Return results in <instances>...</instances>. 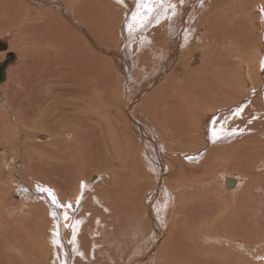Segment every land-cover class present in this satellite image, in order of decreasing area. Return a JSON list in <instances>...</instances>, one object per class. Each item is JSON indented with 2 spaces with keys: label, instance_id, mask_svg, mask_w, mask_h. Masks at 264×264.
Masks as SVG:
<instances>
[{
  "label": "bare ground",
  "instance_id": "1",
  "mask_svg": "<svg viewBox=\"0 0 264 264\" xmlns=\"http://www.w3.org/2000/svg\"><path fill=\"white\" fill-rule=\"evenodd\" d=\"M232 1L0 0V26H18L24 43L18 52L36 53L29 73L51 91L11 100L20 89L17 77L16 84L4 88L0 143L17 142L19 128L15 137L10 134L21 125L31 162L41 153L55 170L63 156L75 172L65 188L60 175L52 174L56 170L34 184L5 170L10 182L21 183L12 184L19 202L24 197L32 202V195L42 200L34 201L40 208L32 211L29 225L44 227L43 232L48 226L43 264H220L199 251L225 253L232 233L247 232L244 236L254 241L263 234L258 217L264 215V0ZM14 4L20 13H12ZM28 16L32 19L25 21ZM25 26L42 27L44 33L31 41L23 36ZM15 59L13 54L12 63ZM215 79L220 86L209 104L208 92L202 101L198 89L213 86ZM57 84L61 89H55ZM26 95L33 101L24 100ZM151 113L154 127L145 124ZM175 121L186 128L174 130ZM101 124L100 133L107 137L86 141L89 127ZM160 135L169 139L168 152ZM90 147L98 164L86 160ZM17 152L23 151L17 147ZM169 152L177 158L163 162ZM186 170L192 182L184 177L178 184ZM174 178L177 186L168 185ZM181 187L186 188L182 200L195 199L180 202L177 209L172 201L177 203L175 190ZM186 222L189 234L183 231ZM31 232L34 250L43 238ZM260 243L262 258L264 238ZM18 247L8 246L11 260L21 257ZM233 260L224 257L222 264Z\"/></svg>",
  "mask_w": 264,
  "mask_h": 264
},
{
  "label": "rangeland",
  "instance_id": "2",
  "mask_svg": "<svg viewBox=\"0 0 264 264\" xmlns=\"http://www.w3.org/2000/svg\"><path fill=\"white\" fill-rule=\"evenodd\" d=\"M235 1V0H234ZM234 1H232V3L234 2ZM47 6V5H46ZM46 8V7H45ZM45 8H42V9H45ZM8 9V8H7ZM14 9V10H13ZM12 9V13H20V10H19V8L17 7V6H15V4H14V8ZM10 11V9H8V12ZM3 12V11H2ZM27 19H32V17H30V16H28L27 18H25V21L27 20ZM45 22V21H44ZM17 26V25H16ZM6 29V30H5ZM48 29H49V27H48ZM22 32H23V36L24 37H26V38H28L29 40H31V41H35V40H38L37 39V35H39V34H42V33H44V30H43V28L41 27V28H38V27H35V28H31V27H28V26H25V27H22ZM5 36V38H3V40H1L0 41V44H4L5 45V50L4 51H0V63L4 60V58H5V55L7 54V53H9V52H12L14 55H15V61L12 63V64H10L9 65V67H8V71H6V79H4V81H2L1 83H0V94L2 95V96H4V94H5V91H4V88H6V86H8V85H10L11 84V82H13L14 83V79L16 78V80L17 81H15V82H17V84H18V87L20 88V89H18L17 88V90H18V92L17 93H13V94H11V96H10V98H11V100H18V98H20V97H22V94L24 95V94H26V93H28V95H29V93H34V92H40V91H43V92H45L44 90H43V88L41 87V86H39V84H38V82H37V79H34V77L35 76H38L37 74H35V73H29L30 71L29 70H31L32 71V69H33V66H32V63L36 60V58H35V56L33 55V54H36L35 52H30L29 54H27V55H22V54H20V52H18V49L20 48V47H22L23 45L22 44H24L23 42H22V40L20 39V29L18 28V26L17 27H14V28H8V27H3V26H0V39L2 38L1 36ZM23 39V38H22ZM21 44V45H20ZM13 46V47H12ZM19 47V48H18ZM103 47H106V46H103ZM112 47V46H111ZM14 48V49H13ZM113 48V47H112ZM16 49H17V51H16ZM21 55V57H19ZM23 57V58H22ZM26 57V58H25ZM36 57H37V55H36ZM41 57V56H40ZM22 59V60H21ZM34 60V61H33ZM33 61V62H32ZM22 62V63H21ZM26 62V63H25ZM30 64H29V63ZM24 63V64H23ZM15 65V66H14ZM23 65V66H22ZM34 66H35V64H34ZM53 67H54V65H53ZM18 69V70H17ZM15 71H18L17 73H15ZM12 72H13V74H12ZM23 72H25V75L26 76H24V74H23ZM23 74V76L25 77L24 79H23V76H21L22 74ZM21 74V75H20ZM16 75H18V76H16ZM32 76V77H31ZM18 77H20V78H18ZM10 78H12V79H10ZM22 78V79H21ZM28 78V79H27ZM19 79H21V80H19ZM20 81V82H19ZM23 82V83H22ZM214 82H215V84L213 85V86H211L210 84H206L205 86H200V88L198 89V98H201V100L202 101H205V98H204V96H205V94L208 92V96H210L209 97V100H208V102H209V104H211V99H212V95H213V92L216 90V88H218L220 85H219V82H218V80L217 79H215L214 80ZM12 83V84H13ZM22 83V84H21ZM30 83V84H29ZM5 84H7V85H5ZM14 84H16V83H14ZM28 84V85H27ZM37 85V86H36ZM58 85L59 84H57L56 85V88L55 89H57V90H59V89H61V87H58ZM34 86H36V87H34ZM62 86V85H61ZM15 87H17L16 85H15ZM34 87V88H33ZM58 87V88H57ZM29 89H30V92H29ZM33 89H34V91H33ZM23 90H25V92L23 93ZM39 90V91H38ZM45 90H47L46 88H45ZM33 91V92H32ZM45 93H47V92H45ZM50 93H51V91H50ZM50 93H47V94H50ZM28 95H26V96H24L23 98H24V100L26 99V100H29L28 98H30V100L31 101H33V98H31L30 96H28ZM29 103H30V101H29ZM25 107H27V105L25 106ZM151 115H152V113L150 114V116H146L145 115V118L147 119V122H145V124L147 123L148 125H150V127H154L153 126V122H155L156 120H154V118L153 117H151ZM57 116V115H56ZM55 118H58V117H55ZM152 119V120H151ZM156 119V118H155ZM1 122V121H0ZM157 122V121H156ZM155 122V123H156ZM61 123L63 124V121H61ZM182 124V123H181ZM148 125H144V127H147ZM180 126V124L178 123V122H176L175 121V128H174V130H177L178 129V127ZM0 127H3V126H0ZM19 128V130H18V136L19 137H16L17 138V142H14V140L13 141H11V146H10V139L8 138V143L9 144H5L6 143V141H2L1 143H0V181H1V186H0V190L1 189H5L6 191L5 192H3V194L0 192V234L2 235L1 237H0V264H7L8 263V261H10L9 262V264H19L18 263V260H20L21 262H23V264H37V262H36V260H40L39 258H41V260H40V264H43V257H42V255H43V251H44V247L43 246H41L42 245V243L44 242V234H46V231L48 230V226L46 225V231H42V230H45L44 229V227H42V228H40V226H38V228L37 227H33L32 226V224L31 225H29V222L33 219V215H31L32 214V211H38L39 210V206H36L35 204L36 203H38L39 202V200H41V198H39V196L38 195H32V197H30V198H32V202H29L28 200H29V198L28 197H24V198H28L27 200H25L24 198H21V199H23L24 201L22 202V200H21V202H19V197L17 196V194L16 193H14L13 192V189H14V186H17V185H20L21 183L17 180L16 182L13 180L12 182H10L9 180H10V178H9V175H8V173L6 172L7 170H9V171H12V170H14L13 172L16 174V175H19V176H21V178H23L22 180L24 181V183L25 184H29V183H32V182H34L35 183V178H37V180L39 179L40 181L41 180H43L42 178L44 177V176H48L47 175V173L49 174V171H51V172H55V170H56V172L55 173H52V174H55L56 176H58V175H60V176H58L59 178H60V180H62L63 181V183H65L66 182V184H65V188H68L69 187V183H72V181H73V177L72 176H74V170H73V165L71 164H66V163H64L65 161V159H63V156H62V159H61V157H60V161L61 160H63V161H61V166L60 167H58L57 169H53L54 167H51L50 165H48V166H46L47 164H48V162H50V164H52V161L51 160H49V158L47 157V156H45V155H43V154H41V153H36V155H35V157L37 158H35L37 161L36 162H38V164L39 165H37L36 164V162H31L30 160H29V157H26V156H28V154L26 153V151H25V149L23 148V140H24V138H25V136H24V131H25V129H24V127L23 126H21V125H14V132H15V134L13 133L12 135L10 134V137H15L16 136V133H17V129L16 128ZM101 129H104L105 130V125L104 124H101L100 126L99 125H94V127H89V129H88V137L87 138H85V140L87 141L88 139H89V141H90V143H92L93 141L92 140H94V139H96V140H98V139H100V138H102L101 137V135L103 136V138H105V137H107V133L106 132H104V133H100L101 131H100V128ZM181 127V129L182 128H186V126L185 125H182V126H180ZM218 127L220 128V125H218ZM16 129V130H15ZM146 129V128H145ZM91 131H92V133H91ZM90 132V133H89ZM45 134V131H43V133H40L39 135L40 136H43ZM92 136H91V135ZM39 135L37 134V136L39 137ZM91 136V137H90ZM96 137V138H95ZM99 137V138H98ZM160 137H161V139H162V142H163V144H165V146H167L166 147V150H167V152H168V149H169V147H168V143H169V139H168V137L167 138H165L163 135H160ZM44 141H46V137L44 136ZM92 139V140H91ZM225 139H227V136H226V138ZM163 140H165V141H163ZM1 141V140H0ZM85 141V142H86ZM168 141V142H167ZM166 142H167V144H166ZM176 142H178V141H176ZM175 142V144H177ZM232 142V141H231ZM179 143V142H178ZM230 142H226V144H229ZM159 144V143H158ZM160 145V144H159ZM178 145V147H175V146H173V149H174V152H177L178 150H179V144H177ZM17 147H18V151H23V152H21V153H19L18 154V152H17ZM20 147H22L21 148V150H19V148ZM14 148V149H13ZM176 148L178 149V150H176ZM23 149V150H22ZM196 150H198V149H195L194 150V152L193 153H195V151ZM16 151V152H15ZM88 151L89 152H87V153H85V156H87L86 157V160H88V161H90L91 160V163H94V164H98L99 163V160H98V155L95 153V150L93 149V147L91 148L90 147V149H88ZM201 152V151H200ZM199 152V154H201ZM152 153V152H151ZM182 153V152H181ZM40 154H41V156H40ZM89 154V155H88ZM153 154V153H152ZM177 154H178V152H177ZM95 155V156H94ZM97 155V156H96ZM42 156H44V158H41ZM177 155L176 154H172V153H164L163 155H162V161L163 162H168L169 163V158H177L176 157ZM168 157V158H167ZM195 157H197V155H195L194 156V158ZM17 158V159H16ZM28 158V159H27ZM94 158V159H93ZM38 159H40V160H42V163H44V164H41V163H39V160ZM43 159H45V160H43ZM47 159L49 160V161H47ZM187 159H188V157H187ZM25 160H28L27 162L30 164V165H32L33 163H35V165H32V167L31 166H27L26 165V163H25ZM175 160V159H174ZM178 160V159H177ZM44 161H47V163L46 162H44ZM189 161V160H188ZM200 161V160H199ZM186 162H187V160H186ZM27 163V164H28ZM46 163V164H45ZM171 163H173L172 161H170V164ZM197 163V162H196ZM63 164H64V166H63ZM195 164V163H194ZM27 166V168H26V166ZM43 165V166H42ZM2 166H3V168H2ZM40 166V167H39ZM69 166V167H68ZM191 167H195L196 165H190ZM10 167V168H9ZM71 167V168H70ZM50 168H51V170H50ZM215 168H216V166H215ZM32 169V170H31ZM48 169V170H47ZM99 169V168H98ZM97 169V170H98ZM3 170V171H2ZM6 170V171H5ZM46 170V171H45ZM72 171V172H70V171ZM88 170V169H87ZM204 171H206V170H204ZM26 172H27V174H28V177H29V175H30V179H28L27 178V174H26ZM29 172V173H28ZM45 172H47V173H45ZM69 172V173H68ZM19 173V174H18ZM72 173V174H71ZM94 173V172H93ZM93 173H91V174H93ZM23 174L25 175V176H23ZM51 174V173H50ZM71 174V175H70ZM90 174V175H91ZM42 175H43V177H42ZM90 175H88V176H86V177H89ZM167 174H164V176H166ZM23 176V177H22ZM192 174L189 172V171H185V173H183V174H180V176L178 177V180L176 179V181H177V183L179 182H181L182 181V179L185 177L186 179H188V180H191V182H192ZM25 177V178H24ZM68 177V178H67ZM154 177H155V175L153 174V180H152V186H151V188L153 187L154 188ZM194 177V176H193ZM195 177H199L198 175H196ZM46 178H49V177H46ZM50 178L53 180V181H55V176H53V175H50ZM30 180V182H28L27 183V181L28 180ZM91 182H93V181H95V178L93 177V176H91ZM32 180V181H31ZM66 180V181H65ZM173 180H175V178L174 179H170L169 181H168V185H172V186H177V183H175L174 185H173ZM26 181V182H25ZM47 181H49V180H47ZM49 182H51V181H49ZM34 183H32V184H34ZM118 183V182H117ZM178 183V184H179ZM14 186H13V185ZM125 184H129V182H126ZM167 185V186H168ZM29 186V185H28ZM10 187V188H9ZM24 185H21L20 186V188L21 189H24ZM8 189V190H7ZM181 190L178 192L177 191V189L174 191L175 193H177V194H175V195H177L176 196V198L177 197H180V194L182 193V192H184L185 190H186V188L185 187H181L180 188ZM139 190L140 189H138V193H139ZM2 194V195H1ZM24 194H25V196L27 195V189L25 188V192H24ZM122 195H124V194H122ZM162 196L161 197H163L164 195H166V192H164L163 194H161ZM173 196V195H172ZM22 197H23V195H22ZM35 197V198H34ZM175 198V199H176ZM39 199V200H38ZM172 199H174V196L172 197ZM174 199V200H175ZM189 199H195V198H185V200H182L181 199V197L180 198H177L175 201L177 202V203H175L174 201H172V204L173 205H175L176 207H178L177 209H179L180 208V206H179V203L180 202H183L184 204H186L187 202H188V200ZM3 200V201H2ZM156 200H159L158 198H156ZM5 201V202H4ZM26 201V202H25ZM34 201L36 202V203H34ZM42 201V200H41ZM44 203V202H43ZM33 206V207H32ZM3 210H5V211H3ZM30 214V215H29ZM40 215V214H39ZM123 215V214H122ZM35 216V215H34ZM28 217V218H27ZM31 217H32V219H31ZM217 217H219V214H217ZM39 218L42 220L43 219V217H42V214L39 216ZM233 216L231 217V222H232V225L233 226H235V224H234V222H233ZM260 219V221L262 220V230H261V232L263 233V234H261L260 235V238L258 239V240H255L254 241V239L253 238H250V237H245L244 235H247V232H240V233H232L231 235H229L230 233H225L224 231H223V234L227 237L228 235L230 236V244L227 246L228 248V250H226V252L225 253H222L223 251H222V249H218V250H216V251H207V250H203V251H199L200 252V254H203L202 256H204V257H206V258H208V260L209 261H213L214 263L216 262V260H217V258L219 259V260H221L220 261V264H222V263H224L223 261H224V257H229V258H232V259H234L233 261L234 262H231L232 264H238L239 262H241L242 264H255V262L256 263H258V262H260V261H263L264 260V256L262 257V258H259V255H260V253H261V255H262V253H263V250H261V243H260V241L264 238V215H260L259 217H258V220ZM30 220V221H29ZM168 220V219H167ZM29 225V226H28ZM28 228V229H27ZM40 228V229H39ZM33 230V232L35 233L36 231V233H38V234H40V236H39V239H40V237L41 238H43V239H40V241H41V244L39 243V245L37 246V245H34V250L35 249H37V251L35 250H33L32 249V247H31V242H32V240H33V237L31 236L32 234V230ZM35 230V231H34ZM183 231L185 232V233H187V234H189L190 233V224H189V222H186V224H185V226H184V229H183ZM194 231L195 230H193L192 232L194 233ZM191 232V233H192ZM252 233V231L250 232V234ZM41 234H43V235H41ZM48 234V233H47ZM25 236H26V238H25ZM34 236V235H33ZM166 236V235H165ZM164 236V237H165ZM168 236V235H167ZM20 237V238H19ZM22 237V238H21ZM32 238V239H31ZM19 241H18V240ZM23 239V240H22ZM22 242V243H21ZM227 242L228 241H226V242H221V244L222 245H225L226 246V244H227ZM14 245V246H16V247H18L19 249H20V251H21V253H22V255H21V257H19L18 258V260H11V258L9 257V250H8V246L9 245ZM28 244V245H27ZM234 244L235 245H237L241 250H238V248H237V246H234ZM22 245V246H21ZM24 246H25V249H24ZM251 246V247H250ZM126 247H128V246H126ZM97 248V247H96ZM232 248V249H231ZM23 249H24V251H23ZM30 249L31 250H33V252H31L30 251ZM95 249V248H94ZM94 249L92 250L93 252H94ZM260 250V251H259ZM195 252L196 251H190L189 252V254L190 255H195ZM27 253V254H26ZM33 253V254H32ZM244 253V254H243ZM30 255V256H29ZM28 256V258H26V257ZM221 257V258H220ZM261 257V256H260ZM5 258V259H4ZM6 258H8V260L6 259ZM245 258V259H244ZM250 258V259H249ZM176 259V258H175ZM122 260V259H121ZM252 260V261H251ZM255 260V261H254ZM7 261V262H6ZM244 261V262H243ZM254 261V262H253ZM5 262V263H4ZM15 262V263H14ZM17 262V263H16ZM39 264V263H38Z\"/></svg>",
  "mask_w": 264,
  "mask_h": 264
},
{
  "label": "water",
  "instance_id": "3",
  "mask_svg": "<svg viewBox=\"0 0 264 264\" xmlns=\"http://www.w3.org/2000/svg\"><path fill=\"white\" fill-rule=\"evenodd\" d=\"M5 45L4 44H0V51H4L5 50ZM13 61V54H7L4 58V60L0 63V83L2 81H4L5 76H4V72L5 69L7 68V66L12 63Z\"/></svg>",
  "mask_w": 264,
  "mask_h": 264
},
{
  "label": "snow or ice",
  "instance_id": "4",
  "mask_svg": "<svg viewBox=\"0 0 264 264\" xmlns=\"http://www.w3.org/2000/svg\"><path fill=\"white\" fill-rule=\"evenodd\" d=\"M41 192L47 191L46 189H40ZM49 197H52V194L49 192ZM52 202L55 203V198H52ZM71 207V206H69Z\"/></svg>",
  "mask_w": 264,
  "mask_h": 264
}]
</instances>
